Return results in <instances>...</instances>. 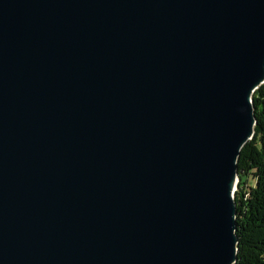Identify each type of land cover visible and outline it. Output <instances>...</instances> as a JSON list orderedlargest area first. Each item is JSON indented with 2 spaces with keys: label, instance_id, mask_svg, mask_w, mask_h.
I'll use <instances>...</instances> for the list:
<instances>
[{
  "label": "water",
  "instance_id": "obj_1",
  "mask_svg": "<svg viewBox=\"0 0 264 264\" xmlns=\"http://www.w3.org/2000/svg\"><path fill=\"white\" fill-rule=\"evenodd\" d=\"M264 0H0V264H235Z\"/></svg>",
  "mask_w": 264,
  "mask_h": 264
},
{
  "label": "trees",
  "instance_id": "obj_2",
  "mask_svg": "<svg viewBox=\"0 0 264 264\" xmlns=\"http://www.w3.org/2000/svg\"><path fill=\"white\" fill-rule=\"evenodd\" d=\"M256 125L253 138L238 160V260L235 264H264V84L253 94Z\"/></svg>",
  "mask_w": 264,
  "mask_h": 264
}]
</instances>
